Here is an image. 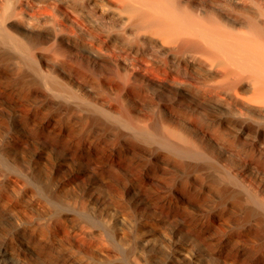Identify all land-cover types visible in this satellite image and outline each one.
<instances>
[{"label":"bare ground","instance_id":"6f19581e","mask_svg":"<svg viewBox=\"0 0 264 264\" xmlns=\"http://www.w3.org/2000/svg\"><path fill=\"white\" fill-rule=\"evenodd\" d=\"M9 95L14 97L4 98ZM17 95L59 107L63 113L58 112L67 114L72 123L80 122L86 130L102 129L114 143L131 141L132 146V140L153 136L156 146L170 149L163 157L168 167L176 162L181 170L200 173L210 195L257 227L264 250V0H0V101L29 114ZM50 119L48 126H55ZM61 127L68 138L76 136L72 127ZM18 135L13 136L15 143ZM39 135L40 142L49 141ZM93 137L85 139V150L98 157L100 141L96 146ZM116 154L105 159L122 169L124 158L118 160ZM133 172L128 174L131 179L137 177ZM19 175L23 178L14 177L16 183H24L22 172ZM105 179L104 183L109 181ZM46 222L45 226L56 227ZM89 229H80L81 234L89 235ZM72 238L86 246L80 237ZM96 239L104 254L116 255L107 239ZM157 240L154 233L148 234L140 239V246L142 250L156 246ZM190 243L173 249V263L190 257L194 264H205L188 252ZM22 246L32 253L30 245ZM11 251L0 249V264H27ZM135 259L130 263H149L148 258Z\"/></svg>","mask_w":264,"mask_h":264},{"label":"rangeland","instance_id":"374dc122","mask_svg":"<svg viewBox=\"0 0 264 264\" xmlns=\"http://www.w3.org/2000/svg\"><path fill=\"white\" fill-rule=\"evenodd\" d=\"M12 87L15 88V86H9L11 89ZM10 96L14 97V95H9L4 98L10 100L13 98ZM17 97L15 98L18 99V103H21L22 100L21 105H27L25 109L29 108L31 113L28 114L27 111L24 113L23 110L19 111L0 101L2 103H0V249L6 247L7 250L16 252L15 255L21 256L27 264H134L130 262H135L136 257L137 259L144 257L145 260L148 258L149 260L147 259L146 262L149 263L147 264H172L173 249L178 245L182 246L185 241H190L192 243L188 244L190 245L188 247L190 249L187 248L188 252L191 256L203 259L205 264H257L258 262L264 264V254H262L264 250L260 247L263 236L257 227L249 226L250 224L246 223L240 214L231 212L220 199L210 195L204 188L202 178L199 179L200 173H197L196 177L193 175L192 169L181 170L176 162L170 163L171 166L168 167V160L164 159L166 157L164 155L168 154L170 149L163 148L162 145L156 146L157 143L153 136L146 135L143 138H138L140 141L135 140L136 142L132 140V143H135L132 145L134 147L131 146V141L114 143L116 140L111 139L102 129L90 127L86 130L80 122L72 123L73 119L68 120L67 114H60L63 112L59 107L57 109L56 106L46 104L44 100H36L34 96H29L30 100L27 99L28 96L24 99L18 95ZM44 104L48 106L46 107ZM43 114L47 116L46 120H44ZM38 118L42 121L40 122ZM49 118L54 121L57 129L54 125L48 126ZM57 118L60 119L61 124L58 123ZM69 121L71 123H68ZM63 124L64 127L66 124L69 129L72 127L76 136L68 138L61 133ZM43 126L46 128L42 129ZM77 129H85L86 132L80 130L82 132L80 133ZM92 131L96 137L91 135ZM37 133L44 134L42 136L48 137L49 141L45 138L46 143L40 142L38 139L40 135ZM97 133L99 134L97 135ZM14 134H19L18 137L16 136L18 139L16 143L13 141ZM88 134L89 137H87ZM90 135L93 137L91 142L96 146L100 141L98 148L101 152L98 157L85 150V148L87 149L85 139L90 138L91 140ZM60 136H63V139L60 140ZM51 137L56 139L51 141ZM76 138L78 142L75 141ZM80 140L83 142L82 144L79 143ZM56 141L58 145L55 143ZM141 141L142 143H139ZM63 142H67V145L73 143L72 147L69 145L71 149L66 150V147L69 146ZM55 144L57 147L59 146V150ZM149 146L151 147L149 148ZM109 147L111 150L107 149ZM73 151H77L75 152L77 155ZM85 151L91 155V158H89V154L85 156ZM107 151L112 152L108 153ZM107 153L108 155L117 153L118 160L124 158V161L122 160L120 163L125 166L118 169L114 165H110L105 159ZM171 153L175 154L172 150ZM81 154L86 158L84 157V159ZM121 155L123 158L120 157ZM99 157L100 160L104 158L103 162L99 160ZM160 157H164L166 163ZM111 166L115 168L116 172L121 173L114 174L115 170L112 167V172ZM97 168L99 172L102 170L103 173L100 172V175H97L99 173L95 170ZM132 170L137 176L135 179H131L128 175L132 173ZM18 171L24 175L26 179V181L22 179L25 181L24 183L22 181L16 183L14 177H21ZM12 172L18 173V175ZM11 174L13 177H10ZM100 176L104 179L109 178V181L104 183V179ZM193 176L195 179L192 178ZM46 221L49 223L52 221L53 225L56 223V227H53L58 228L59 232L65 231V234L63 231L59 234L58 231H55L56 229L53 227L50 229L46 224L47 228L44 224ZM118 221H123L124 225ZM59 224H62L63 229ZM85 227L90 228L87 230L89 235L86 236L80 231ZM152 233L157 237L158 244L150 246L151 248L144 246L145 249L142 250L143 245L140 243V239ZM203 233L209 234L206 236ZM199 235L202 239L201 237L198 239ZM99 236L107 239L105 240L106 244L110 242L108 246L117 251L116 255L119 254L118 257L115 255L117 259L115 256H113L114 259L112 256L104 254L99 248L96 239ZM72 237L75 239L80 237L79 241L84 242L86 246L74 243ZM94 237L96 238L93 239ZM207 237L211 239L209 240ZM136 241L140 244L138 242L137 244ZM22 243L27 247L30 245L32 253L26 247L24 248ZM136 244L142 247L140 246V248ZM127 247L134 252L141 249L142 253L136 251L138 254L136 255L128 250L129 254ZM259 249L262 252H259ZM241 255L243 256L241 257ZM83 259L84 261L80 262ZM186 259L182 260L181 264H194V259H190V257Z\"/></svg>","mask_w":264,"mask_h":264}]
</instances>
